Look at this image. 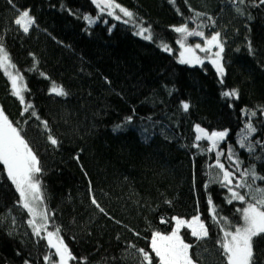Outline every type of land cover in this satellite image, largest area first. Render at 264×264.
<instances>
[{
    "label": "trees",
    "instance_id": "16d2710c",
    "mask_svg": "<svg viewBox=\"0 0 264 264\" xmlns=\"http://www.w3.org/2000/svg\"><path fill=\"white\" fill-rule=\"evenodd\" d=\"M115 1L131 10L135 24L100 14L92 0H0V44L25 84L22 104L0 70V107L40 160L49 228L60 229L76 258L69 264H141L138 249L158 264L151 233L172 231L173 217L199 215L206 238L181 230L193 259L224 264V222L217 220L242 223L243 205L229 204L231 194L209 178L221 171L214 167L218 159L236 173L234 184L253 167L264 176V3ZM22 10L35 19L27 33L14 22ZM193 22L208 35L220 33L223 76L207 60L180 63L174 28ZM136 25L149 28L152 38L137 35ZM53 83L67 95L51 93ZM233 89L238 97L223 95ZM128 116L132 121L114 131ZM249 123L256 129L251 135ZM196 125L227 135L212 147L196 140ZM242 136L253 151L240 146ZM19 199L0 164V264H46L54 249L43 232L33 234ZM253 251L256 264H264V237L254 239Z\"/></svg>",
    "mask_w": 264,
    "mask_h": 264
},
{
    "label": "snow or ice",
    "instance_id": "6c2138e0",
    "mask_svg": "<svg viewBox=\"0 0 264 264\" xmlns=\"http://www.w3.org/2000/svg\"><path fill=\"white\" fill-rule=\"evenodd\" d=\"M11 2V0H10ZM92 2L99 9L100 14L107 13L108 15H114L115 10L119 9L125 17L129 20H125V23L130 21L135 24L132 20L134 14L123 8L115 0H92ZM264 3V0H262ZM197 17L201 14L197 13ZM117 20L121 19L120 16H115ZM84 19L89 24L95 21L85 16ZM15 24L20 26L24 33L29 31L30 26L35 23L34 17L30 15L29 10L19 11L18 17L15 19ZM174 31L182 34L181 40L178 41L184 51L180 53V63H197L203 64V60L195 54L196 49L203 52H211L212 47H216L219 50L214 53L216 59H211L210 62L216 66L217 72L223 76L224 68L220 63L221 54L223 52V44L220 41V33L213 34L210 38H206L204 47L201 48L200 44H196L195 47H185L184 40L190 36L204 37L202 31L189 30L187 25H182L174 28ZM147 33V35H145ZM137 35L142 36L144 39H151V33L149 28L139 27ZM164 51H169L167 45H163ZM188 58L185 59V55ZM9 69H15V65L11 62V57L7 52L6 48L0 44V70L9 76L13 89V95H15L19 101L24 104L25 98L23 95L24 88L18 83L22 80L19 73L12 74ZM222 82V81H221ZM50 92L58 96H65L67 93L61 86H57L53 83L50 88ZM225 97L233 96L238 97L237 90L226 91L223 93ZM181 106L184 111L189 109L187 102H181ZM31 108V105H27L24 111L27 112ZM35 115V113H33ZM255 115V113H252ZM132 121V116H128L125 119V123L117 125L114 131H121L126 124ZM45 128H47V122H44ZM245 130L248 135L255 132L256 129L249 123L245 125ZM196 131L201 133L196 136V140L207 139L212 142L213 147L216 146L218 140H223L227 135L226 131L212 132L208 134L204 129H201L199 125H196ZM48 140L52 145H57L58 141L52 136H48ZM246 137L242 136L239 141L240 146L247 147L251 152L254 149V145L245 144ZM210 151V149H209ZM218 155H220L218 153ZM229 158H231V149L229 150ZM237 163L236 171L239 172V161ZM0 164L3 165L6 171V177L15 186L16 191L19 193V203L23 209L32 217L28 220V224L32 227L33 234L41 236V232L46 233V237H41L47 240V246L54 249V253L46 255L44 260L46 264H69L70 261L76 258L72 255L67 244H65L62 236H60V229L56 228L55 231L48 230L49 215L45 209L42 208L43 195H42V184L40 176L42 175V168L40 166V160L35 152L30 147L28 141L24 138L21 130L16 127L9 117L4 113L2 107H0ZM212 167V166H210ZM215 168L221 170L216 176H210L209 184L219 183L222 187L226 188L231 194L227 202L229 204L233 201H239L242 203V207L238 208L237 211L240 213L242 223L238 225L231 224L226 217L217 220L219 224L223 221L221 231L223 233L221 240L219 241L222 255L224 257V264H256L255 256L253 251L254 239L257 237H264V187H260L256 184V181H264V176L258 175L255 168L246 169L240 173V178L233 182V178L236 173L229 171L225 166L220 163L219 159L216 162ZM207 187V185L205 186ZM238 189H244L241 192ZM92 203L96 205L101 212H104L103 208H100L99 204L92 199ZM209 204H212L211 198L209 197ZM212 215L216 219L215 206H212ZM37 217L40 218V223H37ZM175 220V228L168 233L164 234L159 231L151 233L150 248L151 252L154 253L155 258L158 260V264H196L193 259L190 249L193 247L192 244L185 242L180 235L181 228L187 227L191 230V236L197 240H202L208 236V228L205 223L201 220L199 215H194L190 220L173 217ZM162 222H166L163 221ZM13 223L15 220L13 218ZM131 247H134L132 245ZM142 256L141 264L146 261L147 264H153V256L145 251L144 249L137 250ZM55 257L56 259H54ZM25 264H29L25 261Z\"/></svg>",
    "mask_w": 264,
    "mask_h": 264
},
{
    "label": "rangeland",
    "instance_id": "374dc122",
    "mask_svg": "<svg viewBox=\"0 0 264 264\" xmlns=\"http://www.w3.org/2000/svg\"><path fill=\"white\" fill-rule=\"evenodd\" d=\"M115 3H117L116 1H115ZM119 5H121L123 8H126L127 10H129L130 12H131V10L130 9H128L127 7H125V6H123L122 4H120V3H118ZM23 11V10H22ZM110 16V15H109ZM115 16H120L121 17V19H119V20H129V18L128 17H125L124 15H123V13H121L120 11H119V9H116L115 10V14L114 15H111L110 17H113V18H115ZM116 19V18H115ZM132 20H133V18H132ZM131 22V21H130ZM132 23V22H131ZM192 25L193 26H191V25H187V27H188V29L189 30H195V31H201V30H199L197 27H196V23H192ZM31 27V26H30ZM139 27H141V26H138V25H136V28H135V32L137 33L138 32V30H139ZM176 27H178V26H176ZM145 28H147V27H145ZM203 32V31H202ZM205 35H204V37H197V36H190V37H187L185 40H184V46L185 47H195V45L196 44H200L201 45V48H203L205 45H204V40L206 39V38H210L213 34H210V35H208L207 33H205V32H203ZM145 35H147V33L145 34ZM140 36V35H139ZM142 37V36H141ZM181 38H182V34H180V33H178V41L179 40H181ZM179 44V54H178V59H179V61L181 60V55H180V53L182 52V51H184V48H182L181 47V45H180V43H178ZM223 44V43H222ZM166 45V44H165ZM224 45V44H223ZM163 47V46H162ZM219 49L218 48H216V47H212V50H211V52H208V53H206V52H203V51H200L199 49H196V51H195V54L197 55V56H199L200 58H201V60H203V61H210L211 59H216V57L214 56V53L216 52V51H218ZM185 59H187L188 58V55L186 54L185 55V57H184ZM220 63L222 64V54H221V60H220ZM193 64H197V63H193ZM215 66V65H214ZM216 67V66H215ZM9 71H11L12 72V74L13 75H15L16 74V72L15 71H13V69H9ZM9 77V76H8ZM21 77V76H20ZM10 79V78H9ZM11 81V80H10ZM18 83L21 85V87H23L24 89H25V84H24V81H23V79L22 80H20V81H18ZM200 126V125H199ZM200 128L201 129H204L208 134H211L212 132L211 131H208L207 129H205V128H203L202 126H200ZM195 130H196V126H195ZM213 132H222V131H213ZM198 134H200V135H202L201 133H198L197 131H196V136L198 135ZM207 140V139H206ZM209 142H210V144H211V146L213 147V145H212V142L210 141V140H208ZM219 141V140H218ZM43 208V207H42ZM44 209V208H43ZM193 217V216H192ZM192 217H190V218H185V217H178V218H181V219H185V220H190ZM32 217H30V219H31ZM37 219V223H40L41 221H40V218L39 217H37L36 218ZM175 220H174V227L173 228H175ZM48 230L49 231H55V230H51L50 228H49V225H48ZM173 230V229H172ZM181 230H182V228H181ZM181 230H180V235L182 236V234H181ZM45 235H46V233L44 232V231H42ZM171 232V231H170ZM169 232V233H170ZM162 233V232H161ZM164 234H168V233H164ZM183 238V237H182ZM186 242V241H185Z\"/></svg>",
    "mask_w": 264,
    "mask_h": 264
}]
</instances>
